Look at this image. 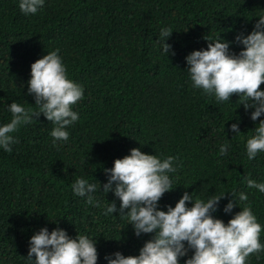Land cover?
<instances>
[{
    "label": "trees",
    "instance_id": "obj_1",
    "mask_svg": "<svg viewBox=\"0 0 264 264\" xmlns=\"http://www.w3.org/2000/svg\"><path fill=\"white\" fill-rule=\"evenodd\" d=\"M18 4L0 0V126L10 122L12 102L35 107L27 94L30 65L47 52L59 49L84 95L73 105L79 119L66 129V142L54 146V125L41 114L12 134L18 142L11 152L0 148V264H28L30 237L42 227L95 238L97 264H107L105 256L117 251L138 255L151 234L135 236L119 212L105 216L103 205L115 200L119 208L120 202L101 192L104 169L132 148L178 158L177 170L168 173L173 189L159 201L160 210L174 207L185 191L204 200L233 193L231 213L223 211L227 193L213 213L227 223L242 210L238 196L244 192L264 229V193L247 187L248 179L264 183V152L253 160L246 154L259 120L250 119L252 109L246 112L236 95L217 102L194 88L185 60L220 35L231 52L242 50L235 37L252 31L264 15V0H45L34 15ZM165 27L173 31L165 43L174 56L158 43ZM233 123L239 134L231 131ZM81 177L101 185L94 195L102 207L74 195L72 184ZM248 264H264V251L250 255Z\"/></svg>",
    "mask_w": 264,
    "mask_h": 264
},
{
    "label": "clouds",
    "instance_id": "obj_2",
    "mask_svg": "<svg viewBox=\"0 0 264 264\" xmlns=\"http://www.w3.org/2000/svg\"><path fill=\"white\" fill-rule=\"evenodd\" d=\"M45 0H19V9L25 15L36 14L44 6ZM173 31L162 28L158 43L163 54L174 56L171 45L165 43ZM208 41L206 49L193 50L185 57L187 71L192 86L202 89L217 102L230 101L236 95L247 112L252 109L250 119L259 120L254 134L247 139L246 154L248 160L264 152V15H261L247 35L237 34L234 42L242 45L238 53L230 51V42L221 35ZM59 49L47 52L42 58L30 65V79L27 82V94L34 97L35 107H25L17 102L9 105L10 122L0 126V148L11 152V145L18 141L13 133L22 125L38 121L41 114L52 122L51 131L56 141H67L66 130L79 119L73 105L83 98L81 85L69 78L65 64L58 54ZM231 131L239 134L238 124L230 125ZM229 145L220 146V154L226 155ZM175 156L163 159L155 154H145L139 148L130 149V154L113 161L111 169H104L107 182L102 185V193L111 192L119 199V208L115 200L104 207V215L119 212L121 218L131 224L134 235L151 234L144 242L138 255L125 256L119 251L106 255L107 264H180V258L192 251L184 264H248L250 255L264 251L260 242L261 224L253 214L248 195L239 193L242 210L235 213L225 223L213 213L218 210L221 199L212 195L207 200L193 197L185 191L175 206H166L160 210L159 201L165 193L171 191L172 180L168 173L177 170ZM247 187L264 193V183L248 179ZM101 189L99 183H90L87 179L77 178L72 190L77 197H86V203L102 207V202L94 195ZM223 211L231 213L237 206L233 193ZM191 203V207L188 204ZM27 252L28 264H97L98 252L95 238L87 234H76L72 238L59 227L51 232L42 227L29 240Z\"/></svg>",
    "mask_w": 264,
    "mask_h": 264
}]
</instances>
